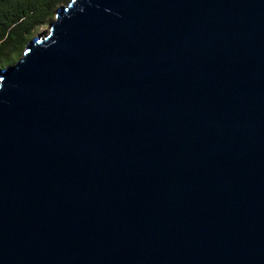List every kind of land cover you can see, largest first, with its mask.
<instances>
[{
  "label": "water",
  "instance_id": "1",
  "mask_svg": "<svg viewBox=\"0 0 264 264\" xmlns=\"http://www.w3.org/2000/svg\"><path fill=\"white\" fill-rule=\"evenodd\" d=\"M0 264H264V0H70L0 68Z\"/></svg>",
  "mask_w": 264,
  "mask_h": 264
},
{
  "label": "trees",
  "instance_id": "2",
  "mask_svg": "<svg viewBox=\"0 0 264 264\" xmlns=\"http://www.w3.org/2000/svg\"><path fill=\"white\" fill-rule=\"evenodd\" d=\"M70 0H0V68L13 65L35 30Z\"/></svg>",
  "mask_w": 264,
  "mask_h": 264
},
{
  "label": "rangeland",
  "instance_id": "3",
  "mask_svg": "<svg viewBox=\"0 0 264 264\" xmlns=\"http://www.w3.org/2000/svg\"><path fill=\"white\" fill-rule=\"evenodd\" d=\"M64 6V5H62ZM52 22V21H51ZM49 24L50 22L46 23L45 25H42V26H39L35 32H34V36H37V35H43L47 30H48V27H49ZM26 48V47H25ZM25 48L23 49V51L25 50Z\"/></svg>",
  "mask_w": 264,
  "mask_h": 264
}]
</instances>
